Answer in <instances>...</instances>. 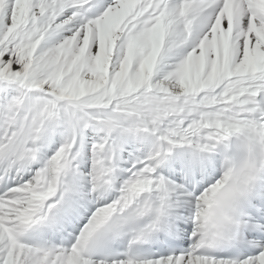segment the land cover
<instances>
[{
	"label": "snow or ice",
	"instance_id": "obj_1",
	"mask_svg": "<svg viewBox=\"0 0 264 264\" xmlns=\"http://www.w3.org/2000/svg\"><path fill=\"white\" fill-rule=\"evenodd\" d=\"M0 264H264V0H0Z\"/></svg>",
	"mask_w": 264,
	"mask_h": 264
}]
</instances>
